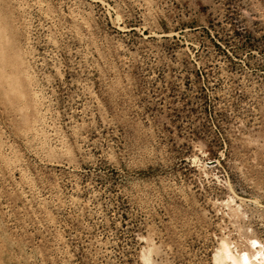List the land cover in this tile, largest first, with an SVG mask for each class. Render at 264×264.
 Returning a JSON list of instances; mask_svg holds the SVG:
<instances>
[{
	"label": "rangeland",
	"instance_id": "rangeland-1",
	"mask_svg": "<svg viewBox=\"0 0 264 264\" xmlns=\"http://www.w3.org/2000/svg\"><path fill=\"white\" fill-rule=\"evenodd\" d=\"M252 237L264 0H0V264H218Z\"/></svg>",
	"mask_w": 264,
	"mask_h": 264
},
{
	"label": "bare ground",
	"instance_id": "bare-ground-1",
	"mask_svg": "<svg viewBox=\"0 0 264 264\" xmlns=\"http://www.w3.org/2000/svg\"><path fill=\"white\" fill-rule=\"evenodd\" d=\"M215 261L218 264H264V244L252 237L248 248L235 255L227 244L223 243L216 254Z\"/></svg>",
	"mask_w": 264,
	"mask_h": 264
}]
</instances>
